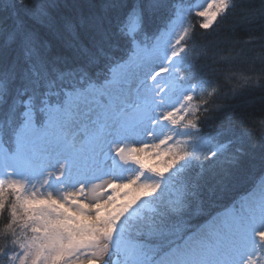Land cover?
Listing matches in <instances>:
<instances>
[{"label": "snow or ice", "instance_id": "snow-or-ice-1", "mask_svg": "<svg viewBox=\"0 0 264 264\" xmlns=\"http://www.w3.org/2000/svg\"><path fill=\"white\" fill-rule=\"evenodd\" d=\"M86 7L0 0V264H264V179L205 213L202 176L184 175L249 142L203 131L217 92L204 71L262 86L264 31L236 33L264 29V0ZM229 17L222 40L196 43Z\"/></svg>", "mask_w": 264, "mask_h": 264}, {"label": "trees", "instance_id": "trees-1", "mask_svg": "<svg viewBox=\"0 0 264 264\" xmlns=\"http://www.w3.org/2000/svg\"><path fill=\"white\" fill-rule=\"evenodd\" d=\"M104 0H56L60 5L58 11L63 15L74 16L85 14L89 11L86 7L89 3L101 4ZM127 3L133 0H126ZM26 6H30L33 0H22ZM194 23L197 22L193 18ZM233 18L220 22L215 29L203 30L196 28L195 40L198 45H207L222 40L227 34L226 29L230 27ZM264 29H257L251 33L240 30L236 33V39L246 40L248 37H259ZM122 53H117L121 55ZM207 61H201L205 64ZM219 69L226 65L217 66ZM237 71H247L248 66L239 61L233 65ZM204 75L216 80V94L211 98L214 101L215 110L212 112L210 122L204 124L205 133L223 126H231L237 131L250 133L249 142L242 149L239 160L229 164L221 157L213 162L206 154H198L197 163L184 170L186 176H202L204 191L202 195L205 213L223 211L234 200L239 199L249 192L256 181L264 173V134L259 131L258 121L264 119V79H261L262 86L241 88L236 81L226 82L219 75L213 74L210 69H205ZM236 85L237 90L231 89ZM211 91V89H209ZM207 96V94H206ZM256 121L257 123H253ZM202 165L203 167H201ZM203 217L194 220L200 222ZM2 225V222H0Z\"/></svg>", "mask_w": 264, "mask_h": 264}, {"label": "rangeland", "instance_id": "rangeland-1", "mask_svg": "<svg viewBox=\"0 0 264 264\" xmlns=\"http://www.w3.org/2000/svg\"><path fill=\"white\" fill-rule=\"evenodd\" d=\"M197 3H204V0H196ZM146 163L152 164V163H158V161H154V160H147ZM261 179H264V173L262 174V176L258 179V181H256L255 184L259 183Z\"/></svg>", "mask_w": 264, "mask_h": 264}]
</instances>
